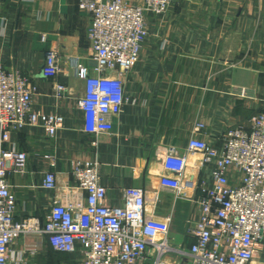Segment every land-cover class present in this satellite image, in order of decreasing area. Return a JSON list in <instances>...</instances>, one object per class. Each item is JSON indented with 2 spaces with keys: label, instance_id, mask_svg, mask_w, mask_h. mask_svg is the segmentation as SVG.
Returning <instances> with one entry per match:
<instances>
[{
  "label": "crops",
  "instance_id": "0c3cea01",
  "mask_svg": "<svg viewBox=\"0 0 264 264\" xmlns=\"http://www.w3.org/2000/svg\"><path fill=\"white\" fill-rule=\"evenodd\" d=\"M81 2L0 0V67L28 77L36 87V112L64 117L53 139L29 124L12 132L5 144L28 153L27 170L9 174L16 218L44 222L56 200L84 201L86 193L74 187L71 171L77 162L97 159L107 203L122 206L125 187H142L150 212L170 219L173 244L187 250L195 241L187 233L188 219L199 212L200 193L187 188L176 197L161 185L162 175H177L164 169V154L184 153L199 122L205 128L197 136L221 148L226 130L248 127L250 117L264 109V0H174L165 14L149 13L140 61L125 78L129 101L99 118L88 117L78 103L86 82L74 66L90 64L92 56V17ZM51 49L62 58L58 76L46 68ZM57 81L68 87L66 95H56ZM49 171L56 176L55 189L43 186ZM211 173L212 166L202 172L189 168L187 178L193 174L194 180L205 178L212 185ZM229 177L235 183L234 168ZM78 246L60 252L46 234H27L12 243L11 254L14 264H83Z\"/></svg>",
  "mask_w": 264,
  "mask_h": 264
},
{
  "label": "built area",
  "instance_id": "2783aa9c",
  "mask_svg": "<svg viewBox=\"0 0 264 264\" xmlns=\"http://www.w3.org/2000/svg\"><path fill=\"white\" fill-rule=\"evenodd\" d=\"M173 1L82 0L92 17V56L90 64L77 63L74 70L86 82L78 103L88 117L119 112L129 101L125 78L140 61L149 36L147 15L165 14ZM61 61L58 50L46 53L51 75H59ZM35 92L27 76L0 67V264H14L12 243L36 233L46 234L60 252H74L80 245L83 264H264V109L250 117L248 127L226 130L221 148L197 136L205 128L199 122L184 153L172 149L164 154V169L177 175H162L161 185L176 197H183L187 188L200 193L199 212L187 227L195 241L185 250L170 238V219L150 212L142 187H125L122 206L107 203L97 159L77 162L71 171L74 187L86 193L84 201L56 200L44 222L33 216L16 218L17 196L9 174L27 170L28 153L5 144L12 132L29 124L44 128L53 139L64 121L60 114L36 112ZM67 92L66 84L57 81L56 95ZM46 156L54 160L53 153ZM190 156L196 159L190 162ZM207 166H212V185L205 178L194 180L193 174L187 178L189 168L202 172ZM230 168L236 170L235 183ZM43 186L57 188L54 172L46 173ZM173 253L177 258L172 260Z\"/></svg>",
  "mask_w": 264,
  "mask_h": 264
},
{
  "label": "trees",
  "instance_id": "16d2710c",
  "mask_svg": "<svg viewBox=\"0 0 264 264\" xmlns=\"http://www.w3.org/2000/svg\"><path fill=\"white\" fill-rule=\"evenodd\" d=\"M53 248V247H52Z\"/></svg>",
  "mask_w": 264,
  "mask_h": 264
}]
</instances>
